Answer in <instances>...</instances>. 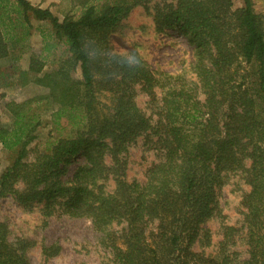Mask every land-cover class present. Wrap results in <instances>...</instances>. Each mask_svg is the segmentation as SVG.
<instances>
[{"label":"trees","instance_id":"trees-1","mask_svg":"<svg viewBox=\"0 0 264 264\" xmlns=\"http://www.w3.org/2000/svg\"><path fill=\"white\" fill-rule=\"evenodd\" d=\"M68 1L80 15L59 21L27 0H0V59L10 54L14 35H7L26 36L31 20L51 26L57 43L44 51L61 46L65 54L47 72L31 56L19 72L21 84L31 74L46 93L5 105L0 146L15 157L0 175V199L42 204L44 217L89 220L110 241L113 264H264V20L251 0L237 9L231 0H159L157 29L177 32L192 47L191 79L113 52L110 34L151 0ZM136 91L157 104L154 123L137 106ZM47 112L73 132L30 158ZM141 135L155 138L160 159L143 182H128V149ZM231 175L248 186L245 257L231 250L233 227L223 228L212 255L202 250L211 243L203 225L220 216L217 196ZM113 223L124 227L109 240ZM24 251L0 222V264H28Z\"/></svg>","mask_w":264,"mask_h":264},{"label":"rangeland","instance_id":"rangeland-1","mask_svg":"<svg viewBox=\"0 0 264 264\" xmlns=\"http://www.w3.org/2000/svg\"><path fill=\"white\" fill-rule=\"evenodd\" d=\"M232 8L242 6V0H231ZM255 13L264 20V0H251ZM163 2L151 0L144 5L135 7L130 14L110 34V45L114 53L129 60L136 57L144 62L150 70H158L167 74H183L187 79L192 78L190 72L193 64V50L186 38L173 30H158L156 26L157 8ZM51 13L61 21L64 17L76 19L81 9L73 6L68 0H49L47 6ZM31 29L26 36L17 30L13 40L7 42L10 54L0 59V124L8 123L9 114L5 108L8 102L20 103L27 99L46 93V90L26 79L21 84L19 72L27 70L30 57L37 56L44 64L43 72L57 67L60 57H63V47H54L49 53L44 51L46 44L56 45L51 34V26L47 21L31 20ZM21 38L17 40L16 38ZM36 57V58H37ZM79 71L75 76L79 78ZM137 90V89H136ZM138 91V90H137ZM135 101L142 112L156 121V103L150 98L137 92ZM108 96V95H107ZM198 99L203 101L200 93ZM107 103L103 97L100 99ZM41 125L36 131V139L29 146V156L32 158L36 151H43L57 138L70 136L73 127L66 120L54 124L48 117V112L41 117ZM150 140V141H148ZM155 138L141 135L128 149L126 180L143 182L146 170L159 161L160 152L153 146ZM15 152L4 151L0 146V175L11 166ZM21 189V184L16 186ZM248 192V186L239 175H231L217 196L219 217L207 220L203 228L209 231L211 243L203 250L212 255L218 242L223 239V228L233 227V246L231 250L245 257V230L243 228L244 208L241 205L242 196ZM42 204L22 207L13 197L0 199V222L8 230V241L12 244L23 241L24 254L28 264H113V250L110 241L104 239L103 233L94 229L91 222L85 219H70L60 213L44 217ZM124 224L113 223L110 227L109 240L116 237ZM155 228V224L149 227ZM117 239V238H116ZM114 240L116 248L121 247L120 240ZM58 250V251H57ZM199 251L201 249L195 248ZM54 253V254H53Z\"/></svg>","mask_w":264,"mask_h":264},{"label":"crops","instance_id":"crops-1","mask_svg":"<svg viewBox=\"0 0 264 264\" xmlns=\"http://www.w3.org/2000/svg\"><path fill=\"white\" fill-rule=\"evenodd\" d=\"M32 6L47 9L49 0H27ZM49 10V9H48ZM50 11V10H49ZM51 12V11H50Z\"/></svg>","mask_w":264,"mask_h":264}]
</instances>
